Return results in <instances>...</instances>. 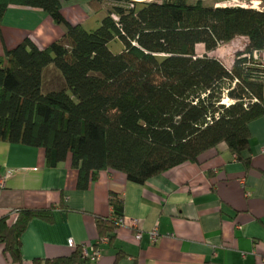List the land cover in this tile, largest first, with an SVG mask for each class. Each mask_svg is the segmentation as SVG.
<instances>
[{"label": "trees", "instance_id": "1", "mask_svg": "<svg viewBox=\"0 0 264 264\" xmlns=\"http://www.w3.org/2000/svg\"><path fill=\"white\" fill-rule=\"evenodd\" d=\"M62 1L69 0H0V23L18 5L41 9L66 28L45 48L26 38L0 56L1 141L41 148L49 167L69 160L80 190L107 169L144 184L220 143L250 168L249 124L264 116V100L262 84L250 78L259 69L241 55L264 47V9L217 6L220 0H89L94 12L107 7L87 30L64 19ZM235 37L247 44L233 63L211 55ZM112 41L122 43L120 52L110 50ZM47 67L60 75L59 88L43 85ZM234 78L239 82L227 95L237 101L225 105L223 89ZM251 96L259 102L244 107L243 97ZM108 204L111 216L94 221L98 239L113 244L123 198L110 192ZM53 208H19L0 217L10 264L23 263L21 235L29 222L50 221ZM124 254L118 249L116 258ZM32 263L94 264L79 245L69 256Z\"/></svg>", "mask_w": 264, "mask_h": 264}, {"label": "crops", "instance_id": "2", "mask_svg": "<svg viewBox=\"0 0 264 264\" xmlns=\"http://www.w3.org/2000/svg\"><path fill=\"white\" fill-rule=\"evenodd\" d=\"M106 7L94 12L89 0H69L62 1L61 13L72 25L92 21L97 26ZM65 32L45 11L11 5L0 23V56L26 38L45 48ZM61 83L52 67L43 70L46 89ZM249 130L248 169L220 143L196 162L144 184L107 169L84 190L77 188V170L69 160L49 167L41 148L0 140V217L19 208L54 205L50 221L34 218L21 235L22 264H33L34 258L71 255L70 240L94 246V219L111 216L108 198L114 192L123 198L122 223L113 244L99 245L101 256L94 264H264V116L250 122ZM154 228L157 235L151 238ZM118 249L125 252L120 258ZM0 264H10L1 243Z\"/></svg>", "mask_w": 264, "mask_h": 264}, {"label": "built area", "instance_id": "3", "mask_svg": "<svg viewBox=\"0 0 264 264\" xmlns=\"http://www.w3.org/2000/svg\"><path fill=\"white\" fill-rule=\"evenodd\" d=\"M247 44V42H246ZM245 44V46H246ZM244 51V50H242ZM241 57L246 58L248 61V65H253L255 67H257L259 69V71L257 73H252L250 78L252 80L255 81H259L262 84V100H264V47L259 48V49H252L249 52H244ZM234 59H232L231 63H233ZM230 63V64H231ZM239 82V80L237 78H234L230 85L228 84L227 87H225L223 89V96H222V100L221 103L225 104V105H229L234 103L235 101H237L236 99H231L228 97L227 92L229 89L235 88L237 83ZM243 101V105L244 107L247 106L250 103H254V102H259V99L251 96V97H243L242 99ZM120 222L122 223V220H120ZM120 223V224H121ZM137 221L133 220L132 221V226L136 227ZM151 238H154L157 235V230L154 228L152 229L150 232ZM141 236V232L137 231L135 233V237L139 238ZM107 242L106 238H102V239H98L97 243H104ZM69 245L76 247L77 245H75V243L73 241H69ZM80 248H81V252L82 254L87 257L91 262H96L100 256H101V249L100 247L97 246H90L87 244H79Z\"/></svg>", "mask_w": 264, "mask_h": 264}, {"label": "rangeland", "instance_id": "4", "mask_svg": "<svg viewBox=\"0 0 264 264\" xmlns=\"http://www.w3.org/2000/svg\"><path fill=\"white\" fill-rule=\"evenodd\" d=\"M139 1H142V0H139ZM143 1H150V0H143ZM237 5L243 6L246 8L264 9V0H220L217 3V6H237ZM85 27L87 30H89V29H94L96 26L92 21H89L88 23H86ZM246 42H247V39L244 37H235L233 40L220 45L215 51L211 53V55L219 58L226 65H228L231 63L232 59H234L235 53L237 51L244 50ZM122 47L123 45L120 41H112L109 44L110 50L114 53L120 52ZM196 51L198 54L202 53L203 46L198 45L196 48ZM46 78L48 79L47 76ZM54 80L57 82L58 79L54 78ZM59 87L60 86L56 87L55 89Z\"/></svg>", "mask_w": 264, "mask_h": 264}, {"label": "bare ground", "instance_id": "5", "mask_svg": "<svg viewBox=\"0 0 264 264\" xmlns=\"http://www.w3.org/2000/svg\"><path fill=\"white\" fill-rule=\"evenodd\" d=\"M139 1V0H138Z\"/></svg>", "mask_w": 264, "mask_h": 264}]
</instances>
